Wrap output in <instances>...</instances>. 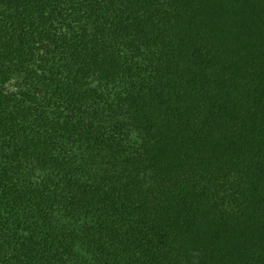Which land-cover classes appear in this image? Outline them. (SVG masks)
<instances>
[{"label":"trees","instance_id":"trees-1","mask_svg":"<svg viewBox=\"0 0 264 264\" xmlns=\"http://www.w3.org/2000/svg\"><path fill=\"white\" fill-rule=\"evenodd\" d=\"M0 264H264V0H0Z\"/></svg>","mask_w":264,"mask_h":264}]
</instances>
